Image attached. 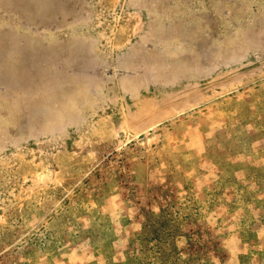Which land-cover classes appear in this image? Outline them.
Returning a JSON list of instances; mask_svg holds the SVG:
<instances>
[{"label": "rangeland", "instance_id": "obj_1", "mask_svg": "<svg viewBox=\"0 0 264 264\" xmlns=\"http://www.w3.org/2000/svg\"><path fill=\"white\" fill-rule=\"evenodd\" d=\"M184 1L0 0V264H264V0Z\"/></svg>", "mask_w": 264, "mask_h": 264}, {"label": "crops", "instance_id": "obj_2", "mask_svg": "<svg viewBox=\"0 0 264 264\" xmlns=\"http://www.w3.org/2000/svg\"><path fill=\"white\" fill-rule=\"evenodd\" d=\"M138 1L139 2H136L138 6H136L137 4H133V0H88L87 9L91 11L93 8H99L102 11L97 9L98 15H107V18L113 17L115 14L123 15L125 22L121 21L117 24L115 22H103L102 26L105 33L101 36H103L104 39L111 38L114 44L125 45V43L129 42L132 38L141 37L142 33H140V30H146L151 27L147 18L150 14H168L178 12L185 8L180 5L181 3H185L184 0ZM94 13L97 14L96 12ZM86 27H88V25H86ZM159 27H162V25H159ZM109 31L112 32L109 33Z\"/></svg>", "mask_w": 264, "mask_h": 264}]
</instances>
